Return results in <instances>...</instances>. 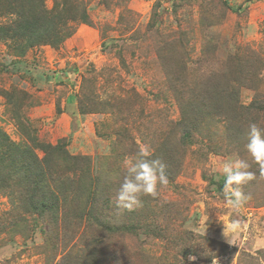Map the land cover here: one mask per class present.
I'll return each instance as SVG.
<instances>
[{
  "label": "rangeland",
  "instance_id": "rangeland-1",
  "mask_svg": "<svg viewBox=\"0 0 264 264\" xmlns=\"http://www.w3.org/2000/svg\"><path fill=\"white\" fill-rule=\"evenodd\" d=\"M1 1L0 27H12L17 16L5 14ZM69 1L75 11L85 9L92 24L68 21L72 34L60 46L43 44L19 56L12 39H0V167L26 149L43 161L36 145L62 141L70 155L91 158L89 179L98 181L100 193L110 191L109 203L104 193L94 217L77 219L73 208L94 202L81 198L75 184L72 197L59 194L53 230L54 219L31 208L19 177L6 170L0 264H83L97 249H104L105 264H264V175L246 150L249 125L258 121L264 129V110L258 117L248 113L243 131L223 117L197 113L193 120L203 135L182 148L173 96L178 74L171 73L182 57V80L199 95L230 84L237 59L250 72L239 86L241 103L264 99V0ZM54 2L45 0L46 9ZM141 149L166 164L169 183L154 197L142 196L141 207L118 210L124 161ZM236 155L255 173L239 186L247 196L240 209L224 198L220 171ZM74 194H80L78 205ZM99 217L101 226L133 219L150 230L109 237L103 245Z\"/></svg>",
  "mask_w": 264,
  "mask_h": 264
},
{
  "label": "trees",
  "instance_id": "trees-1",
  "mask_svg": "<svg viewBox=\"0 0 264 264\" xmlns=\"http://www.w3.org/2000/svg\"><path fill=\"white\" fill-rule=\"evenodd\" d=\"M55 1L54 7L51 10H47L45 0H2L1 4L7 7V11H4L5 14H16L17 19L12 27H0V39H12L15 54L24 56L29 49L43 44L53 47L60 46L72 34V31L66 28V24L70 20H80L85 24H92L85 9L82 12H78L75 11L76 8L72 7V3L69 0ZM235 61L237 62L236 77L230 81V84L222 85L219 89L213 91L207 90L198 95L194 90L190 92L184 80H182V75L184 76V71H186L182 57L178 61L175 60V64L179 62L178 67L176 66V70L171 71V73L173 75L178 74L177 81L179 85L174 88L173 96L180 109L181 118L176 126L180 131L178 142L182 148H187L195 142H199L196 138L203 135L199 124L196 120H193L197 113L205 114L206 117L209 114L216 115L219 119L223 117L234 128L243 131V129H246L245 126L249 124L246 123L248 120L247 114L257 111L258 117L260 111L264 110V99H259L258 96L257 102L255 100L248 106L241 103L239 86L246 82L250 72L247 71L245 73L244 68L246 65L243 61L237 59ZM87 111L88 109L83 107L81 112L85 114ZM5 138L7 140V137H2V139ZM61 142H58L55 146L39 143L36 145L45 154L43 161L39 159L33 149H26L21 151L19 157L0 167L2 170L0 179L3 181L9 180L6 170L14 171L20 179V187L29 198L28 204L32 206L31 208L36 209L38 212L40 211L42 215L48 213L54 219L55 228L53 230L58 229L59 194L65 198L68 196L70 198L72 197L70 194H72L73 185L79 184V189L83 193L81 198L89 197V201L94 202H91L92 204L88 206L87 201L73 208V211L79 215L77 219L81 220L82 218L80 217L86 213L90 217H94L95 213L97 214V198L105 193V191L100 193V190H98V181L89 179L91 176V158L88 156L70 155ZM61 164H63L62 167ZM63 174L64 176L67 175L65 179H63ZM103 174L107 175V177L110 176L109 173ZM109 192L104 194L105 203H109ZM98 193L99 195L96 197ZM79 198L80 194H74L73 200L76 201ZM78 203L79 201H76V205ZM99 209L101 210L102 207H99ZM102 213L104 214L103 211ZM100 221V217L99 220L95 218L97 226H100L105 232V238L100 241L103 245L106 244L104 241L106 238L127 234H136L137 236L139 234L137 232L146 231L149 228V225L141 222L137 223L133 219L120 224L112 220L113 223H110L108 219V222L105 221L103 226H101ZM154 234L162 238V234H158V230ZM103 251L104 249H97L94 254L91 252V255L88 254V258L83 259V264H105V253ZM112 259L114 260V258ZM115 260V264H121L120 261Z\"/></svg>",
  "mask_w": 264,
  "mask_h": 264
},
{
  "label": "clouds",
  "instance_id": "clouds-1",
  "mask_svg": "<svg viewBox=\"0 0 264 264\" xmlns=\"http://www.w3.org/2000/svg\"><path fill=\"white\" fill-rule=\"evenodd\" d=\"M246 150L264 175V129L256 123L249 125ZM249 168L248 161L238 155L229 157L220 168L224 177L222 194L228 205L235 209L244 207L247 201L239 186L255 179V173ZM168 183L166 164L159 158L151 159L150 153L141 149L135 158L124 161V179L116 193L115 206L118 210L133 211L142 206V196L154 197L158 189Z\"/></svg>",
  "mask_w": 264,
  "mask_h": 264
}]
</instances>
